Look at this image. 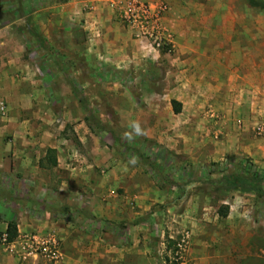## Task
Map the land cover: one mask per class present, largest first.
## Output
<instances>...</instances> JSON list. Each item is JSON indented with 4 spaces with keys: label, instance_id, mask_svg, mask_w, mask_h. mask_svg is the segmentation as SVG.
I'll list each match as a JSON object with an SVG mask.
<instances>
[{
    "label": "rangeland",
    "instance_id": "obj_1",
    "mask_svg": "<svg viewBox=\"0 0 264 264\" xmlns=\"http://www.w3.org/2000/svg\"><path fill=\"white\" fill-rule=\"evenodd\" d=\"M39 1L0 0V28L8 25L0 30V61L15 52L17 46L18 49L22 47L23 61L29 63L41 85L45 84L51 105L45 116L48 121L45 139H73L77 159L72 168L81 169L86 163H93L97 172L120 166L139 167L152 177L158 189L146 200L150 206L146 209V217H153L155 208L167 209L176 204L161 214L164 218V221H159L161 227L148 223L160 263V251L167 248L171 249L170 255H165L167 262L191 264L187 253L197 226L185 227L164 239L158 235L162 229L165 233L172 231L167 225L179 223L173 218L182 215L195 222L200 219H209L210 223L218 221L224 228L225 247L238 243L237 237L231 235L233 227L239 226L244 229L242 234L253 230L252 241L263 247L264 195L237 189L224 194L215 190L212 183L213 179H219L228 172H238L240 160L251 159L244 154L223 158L214 155L216 148L210 139L220 137L212 129L211 122L217 119L212 115L216 113L214 102L220 99L216 95L207 97L206 92L190 95L186 88L189 76L181 74L184 65L180 67L173 59L178 57L177 42L203 50V47L215 49L217 42L222 41L226 46L225 56L236 53L243 57L254 54L252 51L264 56V0H258L260 5H253L249 0H186L183 14L172 15V23L165 25L168 36L159 49L134 35L136 41L131 59L108 60L106 64L76 48L74 39L65 30H57V25L52 23L55 21L42 23L41 15L35 20L32 16L33 25H29L30 16L28 19L27 14L35 4L38 7ZM43 25L52 29L49 36H46L47 28ZM57 59L64 62L63 69L56 64ZM68 74L80 85L95 114L113 131L114 137L105 131L98 133L90 129L86 113L67 83ZM204 77L197 76L198 84ZM173 100L182 103L180 112L174 111ZM1 103L6 105L7 111L4 113L0 108V139H14V128L6 120L10 116L8 104L0 100V107ZM209 109H213L208 115L210 124L207 118L204 119L203 112ZM11 114L23 117L21 113ZM206 124L211 127L209 133L206 126L203 129ZM83 131H86L82 137L87 139L85 143L79 140ZM78 133L81 134L78 136ZM203 142V147L199 148ZM92 149L97 151L96 157ZM138 151L146 153L148 164L140 161ZM84 157L87 159L83 160ZM251 162L264 169L263 162ZM8 164L6 167L0 164V229L3 234L8 228L6 221L13 220L24 228L31 218H53L54 208L59 205L67 206V211L73 212L69 214L70 218L86 212V205L80 203L78 207L72 197L68 204L59 203L62 192L59 189L58 165L57 168L44 167L50 169L48 175L38 168L37 179L40 181L35 183L29 179L30 176L24 175V165L15 170L12 161ZM220 207H229L227 215L219 214ZM186 230L190 232L188 246L180 259H175L177 241ZM20 233L16 240L25 237V230ZM10 244L1 243L0 248L5 252ZM35 250L37 257H46L39 248ZM26 255L22 258L29 259L34 254ZM250 261L259 263L255 257Z\"/></svg>",
    "mask_w": 264,
    "mask_h": 264
},
{
    "label": "crops",
    "instance_id": "obj_2",
    "mask_svg": "<svg viewBox=\"0 0 264 264\" xmlns=\"http://www.w3.org/2000/svg\"><path fill=\"white\" fill-rule=\"evenodd\" d=\"M128 1L54 0L50 3L48 0H40L37 2L38 7L35 4L27 16L28 19L30 16L29 25H33V17L35 20L40 15L42 23L51 24L55 21L52 23L57 25V30H65L74 39L76 48L88 57L106 64L108 60L124 57L131 59V53L134 52L135 34L119 17L120 6ZM145 1H165L168 9L163 22L164 25H170L172 15L183 14L186 0ZM43 27L47 28L45 34L49 36L52 29H48L46 25ZM87 29L94 33L92 41L87 38ZM224 44L225 42L218 41L215 49L203 47V50H196L193 45L177 42L178 57L173 62L180 67L184 65L181 74L189 76L186 88L190 90V95L206 92L207 97L216 95L220 99V102H214L216 113L212 114L217 119L211 122L212 129L220 137L210 139L216 148L214 155L223 158L226 155L244 154L251 161L264 163V136H257L255 129L264 111V56L257 55L254 51V54L243 57L236 53L225 56ZM14 51L0 61V100L7 102L10 116L6 120L14 128V139H0V164L6 167L12 161L15 170L24 165V175L30 176L29 179L36 183L40 181L37 179L38 168L48 175L50 169H44L41 161L46 158L48 149L54 148L58 162L56 168L60 174L59 189L62 192L58 201L65 205L72 197L78 207L80 203L86 205V212L70 218L69 214L72 215L73 212L67 211V206L59 205L54 208L53 218H31L24 228L18 223L19 231L25 230V235L58 237L62 250L59 260L51 262L36 254L23 259L29 246L21 238L12 242L5 252L0 248V264H160L148 223L160 226L159 221H164L161 214H165L176 204L167 209L155 208L153 217L149 219L146 217V209L150 206L146 204V200L158 186L144 169L120 166L97 172L93 163H86L81 169L72 168L77 159L74 141L45 139L48 134L45 116L51 107L46 86H42L41 81L35 78L36 73L29 63L23 61L22 47L18 49L17 46ZM198 75L201 79L205 76L200 84ZM211 110L213 109L203 111L207 122ZM11 113H21L23 117L11 116ZM82 124L83 122L80 126ZM209 124L203 126V129L206 126L207 133L211 128ZM85 133L83 131L81 136L78 133L81 138L79 140L83 143L87 140L82 139ZM203 140L205 139H201ZM204 142L199 148L203 147ZM96 152L92 149L94 156ZM86 159L84 157L83 160ZM39 198L44 199L42 196ZM173 219L179 223L170 222L167 225L172 231L165 233L162 229L158 235L164 239L166 236H174L185 227L197 226L193 230L194 235L190 241L192 244L187 253L191 264H214V258L215 264H254L250 261L252 257L259 260L258 264H264V246L254 244L253 230L242 234L244 229L240 224L237 225L239 227H233L231 236H236L238 243L233 242L232 246L225 247L224 228L218 221L210 223L209 219H200L195 222L183 215ZM5 224L8 226L7 221ZM20 235L21 233L19 238Z\"/></svg>",
    "mask_w": 264,
    "mask_h": 264
},
{
    "label": "built area",
    "instance_id": "obj_3",
    "mask_svg": "<svg viewBox=\"0 0 264 264\" xmlns=\"http://www.w3.org/2000/svg\"><path fill=\"white\" fill-rule=\"evenodd\" d=\"M167 9L168 5L165 2L151 3L145 0H129L124 6H120L119 17L132 28L137 38L148 40L153 48L159 49L166 42L168 36L163 22ZM93 37L94 33L92 30L87 29V38L92 41ZM0 108L2 112L6 113L7 107L4 103H1ZM255 129L259 135L264 136V111L261 119L255 125ZM3 236L5 240L6 234ZM189 239L190 232L186 230L177 241V248L174 252L175 259H180L182 252L188 246ZM23 240H26L27 247L29 246L26 252L28 255L36 254L35 248H39L51 261H57L62 256L61 241L56 236L37 237L36 235H25ZM163 245H165V242H163ZM170 252L171 249L167 248L160 251V264H171V262H167L165 257V255H170ZM26 254L25 256H27Z\"/></svg>",
    "mask_w": 264,
    "mask_h": 264
},
{
    "label": "trees",
    "instance_id": "obj_4",
    "mask_svg": "<svg viewBox=\"0 0 264 264\" xmlns=\"http://www.w3.org/2000/svg\"><path fill=\"white\" fill-rule=\"evenodd\" d=\"M253 5H260L258 0H249ZM22 17V16H19ZM56 64L60 69H63L64 62L57 59ZM66 80L68 85L71 87L73 94L81 103L85 113H86V122L89 125L90 129L94 132H103L115 136L113 131L107 127L105 123L95 114L94 110L90 106V103L87 97L84 94V91L80 89V85L75 79H73L69 74L66 75ZM174 111L180 112L182 108V103L177 100H173ZM116 138V137H115ZM117 140V139H116ZM77 141V139H76ZM140 161L144 164H148V157L143 151H138ZM45 161L47 163H45ZM57 158L55 156V149L50 147L47 152V156L44 160L41 161V166L44 167H53L57 165ZM239 171L228 172L224 174L219 179H213L212 183L215 186V190H219L224 194L231 192L232 190H242V191H253L258 194L264 195V169L258 168L257 165L252 163L248 159L239 161ZM229 207H220L219 214L227 215ZM2 218L0 213V219ZM4 234L0 232V244L1 243H11L14 242L19 236L18 224L10 220L8 221V228L6 232V237L4 240Z\"/></svg>",
    "mask_w": 264,
    "mask_h": 264
}]
</instances>
